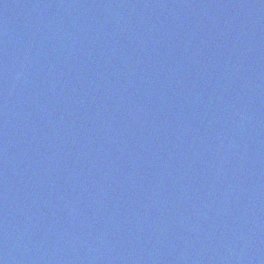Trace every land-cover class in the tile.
<instances>
[{
	"label": "water",
	"instance_id": "1",
	"mask_svg": "<svg viewBox=\"0 0 264 264\" xmlns=\"http://www.w3.org/2000/svg\"><path fill=\"white\" fill-rule=\"evenodd\" d=\"M0 264H264V0H0Z\"/></svg>",
	"mask_w": 264,
	"mask_h": 264
}]
</instances>
